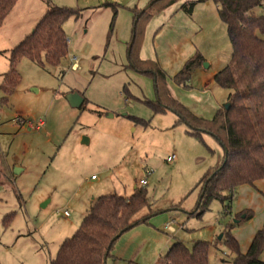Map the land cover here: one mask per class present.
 <instances>
[{
	"label": "rangeland",
	"instance_id": "1",
	"mask_svg": "<svg viewBox=\"0 0 264 264\" xmlns=\"http://www.w3.org/2000/svg\"><path fill=\"white\" fill-rule=\"evenodd\" d=\"M139 1L53 0L78 12L64 24L67 57L57 66L23 58L19 84L11 93L0 89V264H51L93 198L130 196L142 187L141 179L148 183L143 187L152 213L145 208L138 217L150 219L117 240L115 246H124L129 257H109L106 264H152L155 254L164 257L177 241L189 248L207 241L208 264H232L228 233L239 238L241 249L250 243L248 220L237 223V210L249 206L256 223H264V192L251 185L239 187L231 202L215 198L196 214L203 182L222 163L224 148L211 134L192 135L175 111H155L149 104L158 101L155 78L131 67L128 55ZM24 2L0 31V85L10 70L11 49L47 11L43 0ZM183 2L149 8L153 16L141 57L166 71L173 97L212 119L217 105L228 100L229 91L214 76L232 63V46L213 1L197 3L192 14L180 9ZM196 53L202 63L187 84L177 83L174 75ZM235 76L247 96L237 71ZM76 92L85 99L79 107L68 100ZM247 103L256 120L253 103ZM172 155L176 159L168 162ZM169 222L175 231L164 229ZM137 230L141 234L134 237Z\"/></svg>",
	"mask_w": 264,
	"mask_h": 264
},
{
	"label": "trees",
	"instance_id": "2",
	"mask_svg": "<svg viewBox=\"0 0 264 264\" xmlns=\"http://www.w3.org/2000/svg\"><path fill=\"white\" fill-rule=\"evenodd\" d=\"M17 1L0 0V27ZM43 1L47 5L46 13L33 32L10 51V70L0 85L6 93H11L20 82L17 66L21 59L28 58L42 66H57L68 55L69 41L64 24L78 12L73 8L59 7L53 0ZM178 1L151 0L150 3L155 11H161ZM207 1L217 5L232 46V63L214 76L215 82L229 91V109L225 108L226 103L212 119H205L195 115L169 93L166 71L157 61L141 57L146 26L153 16L149 9L144 13L142 9H134V28L128 51L130 66L151 73L155 78L158 101L149 102L155 111H175L191 127L189 132L192 135L201 138L202 133L211 134L224 148L222 163L203 182L196 211L198 216L208 209L213 199L231 202L239 187L254 186L257 180L264 179V0H185L180 9L192 14L197 3ZM202 58L199 53L189 58L174 75V80L187 84ZM235 71L240 74L247 96L239 87ZM247 99L254 105L256 120L251 115ZM225 207L227 211L229 205ZM145 208L152 213L148 192L143 186L129 197L118 194L97 197L78 229L62 242L51 264H106L117 240L150 219V214L138 217ZM244 214L245 218H242ZM251 217L250 212L244 211L237 219L242 222ZM226 243L234 254L232 264H264L260 258L264 251V225L255 233L246 252L230 233ZM210 249L211 243L207 241H198L192 248L177 241L155 264H208Z\"/></svg>",
	"mask_w": 264,
	"mask_h": 264
},
{
	"label": "crops",
	"instance_id": "3",
	"mask_svg": "<svg viewBox=\"0 0 264 264\" xmlns=\"http://www.w3.org/2000/svg\"><path fill=\"white\" fill-rule=\"evenodd\" d=\"M24 1H31V0H18L17 1V3L15 4V6L12 8V10L9 12V14L7 15V17H6V19H5V22H4V24L0 27V31H2V29L4 28V26L6 25V23H8V21H9V17H10V14L11 13H13V12H15L16 11V9H18L19 8V5H21V6H25V5H22L23 3H25ZM150 1L151 0H140L139 2L140 3H142L141 5H137L136 6V8L137 9H142V6H144L146 3H150ZM182 1H185V0H182ZM15 9V10H14ZM13 11V12H12ZM12 15V14H11ZM142 52H143V48H142V50H141V55H142ZM169 90H170V92H172V90L170 89V87H169ZM173 90H174V88H173ZM225 104H222V105H217V109H216V112H217V110L218 109H220L222 106H224ZM196 115V114H195ZM198 116V115H197ZM198 117H200V116H198ZM202 118H204V117H202ZM206 119V118H205ZM42 121V120H41ZM44 122V121H43ZM45 124V123H44ZM43 127H44V125H43ZM39 130V129H38ZM92 179L93 180H97V178L95 177V175H92ZM142 180V179H141ZM141 180H140V184H141ZM148 184V183H147ZM141 186H143L142 184H141ZM244 186V185H243ZM255 187H257L261 192H264V179H261V180H257L256 182H255V185H254ZM138 188V186H136L135 187V190ZM135 190L133 191V193L135 192ZM131 196V195H130ZM126 197H129V196H126ZM94 199H96V198H93L91 201H90V205H89V207H88V209H87V211L89 210V208H90V206H91V203L94 201ZM238 212H237V214H239V213H241V212H244V211H248V212H250L251 214H252V212H253V208H250L249 206H242V207H240L238 210H237ZM66 215V214H65ZM66 216H70V215H66ZM84 216V215H83ZM83 218V217H82ZM247 229H249V240H250V243H251V241H252V239H253V237H254V235H255V233L258 231V230H260L262 227H263V225H264V223L263 222H258V223H256V218H254L253 217V214H252V217L248 220V222H247ZM165 226H166V224L164 225V229L165 230H167L166 228H165ZM134 228V227H133ZM174 228H175V226H174ZM77 230V229H76ZM175 230H176V228H175ZM146 233V235H150V237H156L157 235V232H155V231H147V232H145ZM141 234V230H137L136 232H135V234L133 235L134 237H136V236H138V235H140ZM235 237L237 238V240L239 241V238L235 235ZM68 238V237H67ZM65 240V239H64ZM63 240V241H64ZM62 241V242H63ZM250 243H249V245H248V248H249V246H250ZM62 244V243H61ZM60 244V245H61ZM123 248H124V246H122V245H116L114 248H113V250H112V253H111V256H109V257H112L113 259H115V260H117V259H119L121 256H124V257H129L128 256V254H124V252L122 251L123 250ZM248 248L247 249H245V248H243L242 249V251L243 252H246L247 250H248ZM115 249H117V253H115ZM245 249V250H244ZM162 257H157L156 256V254L154 255V257L151 259L152 261H151V263L152 264H155L158 260H160ZM260 258H261V260L262 261H264V251L262 252V254H261V256H260ZM154 260V261H153ZM154 262V263H153ZM134 263H138L137 261H130V264H134ZM140 264V263H139Z\"/></svg>",
	"mask_w": 264,
	"mask_h": 264
},
{
	"label": "water",
	"instance_id": "4",
	"mask_svg": "<svg viewBox=\"0 0 264 264\" xmlns=\"http://www.w3.org/2000/svg\"><path fill=\"white\" fill-rule=\"evenodd\" d=\"M151 3L146 7V8H144L143 10H142V13H144L145 11H147L150 7H151ZM68 100H69V102H70V104L72 105V106H74V107H79V106H81L82 104H83V102H84V98L81 96V94H79L78 92H76V93H72V94H69L68 95ZM225 108L226 109H229L230 108V104L229 103H227L226 105H225ZM88 140H86V142H87ZM212 178V176L207 180V181H209L210 179ZM204 191H205V188L203 189V192H202V194L204 193ZM242 218H245V214L242 216ZM237 223H239L240 222V220H237L236 221Z\"/></svg>",
	"mask_w": 264,
	"mask_h": 264
},
{
	"label": "built area",
	"instance_id": "5",
	"mask_svg": "<svg viewBox=\"0 0 264 264\" xmlns=\"http://www.w3.org/2000/svg\"><path fill=\"white\" fill-rule=\"evenodd\" d=\"M44 125V122L43 121H40L39 124L37 125V129H40V127H42ZM176 159V155H172V156H169L167 158V161L168 162H173L174 160ZM141 184L143 186L147 185V180L146 179H142L141 180ZM66 215H69L68 212L65 213ZM165 228L168 230V231H175V228H174V225H173V222H169L166 224ZM134 264H139V263H134Z\"/></svg>",
	"mask_w": 264,
	"mask_h": 264
}]
</instances>
